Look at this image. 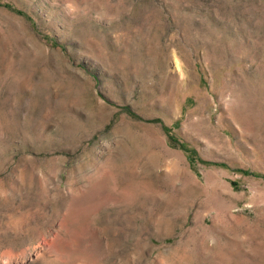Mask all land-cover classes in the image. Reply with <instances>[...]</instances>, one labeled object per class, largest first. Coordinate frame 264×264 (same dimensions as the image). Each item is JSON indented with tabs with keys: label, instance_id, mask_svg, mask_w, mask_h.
<instances>
[{
	"label": "rangeland",
	"instance_id": "obj_1",
	"mask_svg": "<svg viewBox=\"0 0 264 264\" xmlns=\"http://www.w3.org/2000/svg\"><path fill=\"white\" fill-rule=\"evenodd\" d=\"M0 264H264V0H0Z\"/></svg>",
	"mask_w": 264,
	"mask_h": 264
}]
</instances>
